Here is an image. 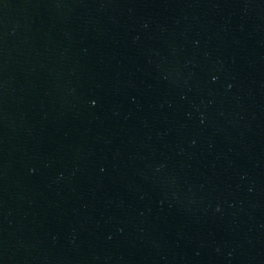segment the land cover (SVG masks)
<instances>
[{
	"label": "water",
	"instance_id": "obj_1",
	"mask_svg": "<svg viewBox=\"0 0 264 264\" xmlns=\"http://www.w3.org/2000/svg\"><path fill=\"white\" fill-rule=\"evenodd\" d=\"M0 264H264V0H0Z\"/></svg>",
	"mask_w": 264,
	"mask_h": 264
}]
</instances>
